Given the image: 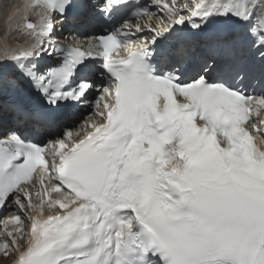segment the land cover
I'll use <instances>...</instances> for the list:
<instances>
[{"label": "snow or ice", "instance_id": "obj_1", "mask_svg": "<svg viewBox=\"0 0 264 264\" xmlns=\"http://www.w3.org/2000/svg\"><path fill=\"white\" fill-rule=\"evenodd\" d=\"M75 6L0 5V95L20 80L39 95L37 135L67 113L92 110L75 132L47 143L15 131L0 137V258L264 264V0H103L100 18L122 16L119 26L69 32L59 43L55 20L63 29ZM146 17L160 24L141 23ZM232 21L245 26V43L215 39L212 59L191 73L184 55L158 67L169 46L186 52L185 28ZM16 32L25 45L10 44Z\"/></svg>", "mask_w": 264, "mask_h": 264}, {"label": "bare ground", "instance_id": "obj_2", "mask_svg": "<svg viewBox=\"0 0 264 264\" xmlns=\"http://www.w3.org/2000/svg\"><path fill=\"white\" fill-rule=\"evenodd\" d=\"M9 2V0H6V2L5 3H8ZM11 2L12 3H17V2H19V3H23V0H11ZM32 17H34V16H32ZM154 20H156L155 22L157 23V22H159L158 21V19H154ZM0 24H1V27H0V54H2V52H3V48H4V31H5V25H4V15H3V13H2V11L0 12ZM160 24V22L157 24V25H159ZM20 34L21 35V37L23 38V40L25 39L24 37H23V33L22 32H16V33H14V34H12V36L11 37H17V34ZM18 39V38H17ZM17 41H15V39L14 40H10V44L12 45V46H16L17 44H15ZM24 41H22L21 42V44H19V45H25V43H23Z\"/></svg>", "mask_w": 264, "mask_h": 264}, {"label": "rangeland", "instance_id": "obj_3", "mask_svg": "<svg viewBox=\"0 0 264 264\" xmlns=\"http://www.w3.org/2000/svg\"><path fill=\"white\" fill-rule=\"evenodd\" d=\"M6 2V0H0V5L4 4ZM1 12V11H0ZM156 20H154V23H155ZM159 22L156 23V25L158 24ZM0 27H1V24H0ZM12 36V35H11ZM18 38V39H17ZM17 41L15 44H21L23 40V38L21 37V35L18 33L17 34V37H11L10 40H14ZM24 43V42H23Z\"/></svg>", "mask_w": 264, "mask_h": 264}]
</instances>
